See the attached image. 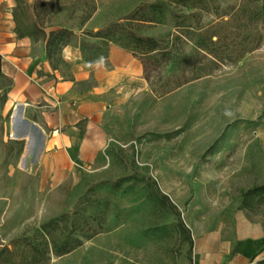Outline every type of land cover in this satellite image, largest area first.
<instances>
[{
    "label": "rangeland",
    "instance_id": "obj_1",
    "mask_svg": "<svg viewBox=\"0 0 264 264\" xmlns=\"http://www.w3.org/2000/svg\"><path fill=\"white\" fill-rule=\"evenodd\" d=\"M50 1L66 8L51 16V24L81 32L122 20L140 5L172 0ZM219 2L220 11L205 15L200 28L217 21L239 0ZM140 30L157 38L176 34L168 23L142 25ZM261 33L259 45L235 63L196 73L177 60L178 54L196 50L187 36L177 43L176 59L162 65L112 45L121 62L128 58L135 78L126 81L124 99L113 101L109 109V141L97 158V170L80 181L69 177L55 183L36 172L25 146L15 157L16 123L3 102L10 80L0 74V248H11L15 242L27 252L18 241L26 238L39 244L41 225L71 212L88 187L133 173L154 179L162 193L180 203L182 212L199 199L194 206L204 213L219 210L222 232L229 238L232 214L238 208L264 226V195L243 199L246 191L264 185V27ZM101 64L112 69L107 61ZM101 215L100 229L92 225L96 233L92 238L62 257L49 255L44 261L37 257L38 264H191L192 251L174 231H149L175 221L157 206L129 195L110 200Z\"/></svg>",
    "mask_w": 264,
    "mask_h": 264
},
{
    "label": "trees",
    "instance_id": "obj_2",
    "mask_svg": "<svg viewBox=\"0 0 264 264\" xmlns=\"http://www.w3.org/2000/svg\"><path fill=\"white\" fill-rule=\"evenodd\" d=\"M12 20L18 39L29 38L33 43L43 42L45 58L53 70L66 68L61 53L66 47L79 50L84 63L94 65L109 57L112 45L119 46L134 58L143 59L153 65H162L176 59L177 43L187 36L193 40V54H178L180 64H188L190 71H202L223 64H233L244 54L253 51L262 39L264 27V0H239L230 5L218 20L200 28L202 19L210 13L220 11L219 0H172L169 3H148L137 7L122 20L109 23L97 30H80L74 27L51 24V16L64 11L63 4L50 0H13ZM227 18L226 20H224ZM85 18L78 23L82 26ZM168 23L176 32L171 38H157L141 33L142 25ZM205 59L207 64L198 63ZM0 56V74H2ZM211 70V69H210ZM3 75V74H2ZM6 101V93L3 102ZM15 157L23 152L24 142L15 141ZM107 155L110 154L106 151ZM133 195L134 200L157 206L172 216L175 221L149 231L171 230L186 243L189 253L193 240L190 230L182 220V213L170 198L161 192L150 176L136 173L115 180H103L88 187L75 201L71 212L63 213L41 225L43 237L39 244L23 238L18 241L27 248L20 250L15 242L11 248H0V264H38L49 255L62 257L81 246L82 240L92 238V225L100 229L101 212L108 208L110 200ZM264 195V185L246 191L243 199ZM17 243V244H18ZM38 258L35 259V258ZM260 262L258 264H263Z\"/></svg>",
    "mask_w": 264,
    "mask_h": 264
},
{
    "label": "crops",
    "instance_id": "obj_3",
    "mask_svg": "<svg viewBox=\"0 0 264 264\" xmlns=\"http://www.w3.org/2000/svg\"><path fill=\"white\" fill-rule=\"evenodd\" d=\"M13 7V0H0L1 70L10 80L5 107L16 123V139L24 142L36 172L49 175L55 183L69 177L81 180L97 170V158L109 141V109L113 101L124 99L126 81L135 78L134 72L127 66L128 58L121 62L116 57L114 47L106 60L112 69L102 66L106 61L86 64L78 49L66 47L61 53L66 68L53 70L45 58L43 42L16 37ZM197 201L200 204V199ZM197 204L182 212L180 203H175L191 232V264L264 262L261 223L250 220L245 210L238 208L232 214L229 238L222 232L221 212L212 208L204 213L195 208Z\"/></svg>",
    "mask_w": 264,
    "mask_h": 264
}]
</instances>
